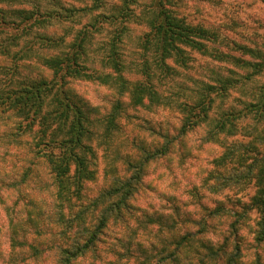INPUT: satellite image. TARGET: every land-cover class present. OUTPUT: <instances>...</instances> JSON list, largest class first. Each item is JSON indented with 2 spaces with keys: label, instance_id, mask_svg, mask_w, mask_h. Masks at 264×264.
Wrapping results in <instances>:
<instances>
[{
  "label": "trees",
  "instance_id": "1",
  "mask_svg": "<svg viewBox=\"0 0 264 264\" xmlns=\"http://www.w3.org/2000/svg\"><path fill=\"white\" fill-rule=\"evenodd\" d=\"M178 1L152 0L150 6L138 12L134 7L139 4L138 0H93L91 5L85 6H68L60 0H0V54L13 60L11 66L3 69L12 74L0 87V108L15 111L24 119L19 127L34 130V152L50 168L56 221L61 225L58 234L64 240L57 246V264H76L88 252L97 251V244L112 228L133 214V199L141 191L139 185L148 161L170 153L176 142L186 146L191 132L209 124L217 98L225 99L230 88L245 90L242 83L251 81L264 70V53L241 46L246 54L261 58V61L234 59L240 67H251L252 73L237 78L219 75L218 85L203 78L194 79L192 86L178 84L175 78L182 74L179 68L186 70L192 66L194 52L221 60L225 56L215 47V52L211 51L210 42L218 39L217 32L180 15L172 7ZM81 12L92 14V19L76 30L70 42L65 41V34L56 36L46 32L55 21H73ZM135 21L145 23L147 29L137 39L136 57L128 59L125 44L130 37L129 23ZM21 41L24 45L16 49ZM39 49H45L47 54H41ZM29 56L41 59L54 75L15 80L13 73L18 72V62ZM69 78L107 85L112 95L110 109L103 116H94L90 102L88 104L81 93H73L66 87ZM246 95L251 99L244 101V108L223 111L208 125L207 133L201 138L203 142L220 141L223 133L235 135L241 118L254 114L257 119L254 126L264 118V85L259 92L247 91ZM154 106L177 113L181 122L175 126L177 130L161 127L158 133L164 140L159 146L138 144L142 156L138 161H131L133 171L123 177L114 175L110 186L101 190L90 203L78 204L77 208L74 198L81 196L85 183L96 174L91 142L97 128H104L109 141L122 128L125 119L133 118L130 108ZM253 136L254 141L249 146L227 147L216 159L218 166L226 170L224 174L218 171L217 182L211 183L210 188L217 191L241 183L242 179L254 180L257 189L246 208L258 210L255 225H250L246 209L243 212L230 209L224 202L214 208L201 203L206 213L193 221L199 227L195 229L191 223L181 234L167 237L158 252L157 264L180 262L184 254L190 255L195 243L206 249L199 257L201 264H244L243 244L249 242L255 245L251 264H264V130ZM255 141L259 143L255 145ZM238 150L243 151L237 157L239 164L229 170L226 160L236 156ZM223 214H230L233 219L226 232L221 231L220 239H211L207 235L208 223ZM242 225L253 232L251 240L241 233ZM175 228L180 231L178 226Z\"/></svg>",
  "mask_w": 264,
  "mask_h": 264
},
{
  "label": "rangeland",
  "instance_id": "2",
  "mask_svg": "<svg viewBox=\"0 0 264 264\" xmlns=\"http://www.w3.org/2000/svg\"><path fill=\"white\" fill-rule=\"evenodd\" d=\"M64 5H91L93 0H60ZM119 2L120 0H109ZM152 0H138L136 11L151 5ZM2 4H0L1 6ZM192 23H202L216 31L218 39L210 42L211 51L217 49L224 53V58L216 59L212 55L194 52L195 60L189 69H180L178 84L192 86L194 79L203 78L207 82L220 84L216 79L221 76L237 78L245 73H252L251 67H240V61L261 58L246 54L241 46H248L264 53V0H179L172 6ZM92 14L77 13L75 20L57 22L46 32L67 36L70 42L77 29L83 27L92 18ZM130 32L125 44L128 59L136 57V42L147 29L145 23H129ZM44 31L45 29H41ZM24 45L21 41L20 48ZM47 54L45 49H39ZM49 52V51H48ZM254 57V58H253ZM12 59L0 54V87H3L12 73H5V67L12 64ZM14 79L23 77H52L54 73L37 56L23 58ZM233 70V71H232ZM66 87L73 93H81L86 102L94 107L93 115L103 116L111 107L112 95L107 85L86 79L69 78ZM171 83V81H170ZM176 84V85H178ZM245 90L230 88L225 99L217 98L211 110L209 124H213L223 111L244 108V101L251 98L246 92L257 93L264 85V70L253 76L251 81L242 83ZM176 88V87H174ZM0 108V264H57L58 245L63 237L56 221L54 185L50 168L33 149L34 130L19 124L24 122L13 110ZM133 118H127L109 141L104 135V128L98 127L96 137L91 142L95 177L85 183L81 196L74 198L78 204H88L99 192L113 183V176L130 174L131 161L141 159L142 152L138 144L146 142L150 146H159L163 140L158 131L161 127L177 130L180 125L177 113L162 107L129 109ZM132 119V120H131ZM254 114L241 118L235 135L220 134V141H202L209 124L197 128L186 138L185 145L178 144L165 156L151 159L144 171V178L139 185L140 192L133 199L134 212L111 233L97 244V251L88 252L76 261V264H157L158 252L163 241L175 234H181L195 220L201 219L206 210L201 203L214 208L219 202L226 203L230 209L247 210L250 225H255L259 213L256 208H246L256 192L254 180L232 184L214 191L211 183L217 182L215 176L222 166L216 159L221 157L227 147L249 146L254 134L264 130V118L256 124ZM253 133V134H251ZM187 143V144H186ZM259 141H255L257 145ZM182 145V146H181ZM187 149V150H186ZM191 150V151H190ZM185 153V154H184ZM226 160L229 170L238 166V155ZM247 160V162H250ZM240 169L241 166H240ZM27 170V174L25 171ZM26 175V176H25ZM209 179V185L206 180ZM243 181H246L243 182ZM209 187V188H208ZM239 200V202H238ZM75 211V208L73 209ZM233 219L229 215H220L208 223V236L220 239L221 231L226 232L228 223ZM178 226L180 231L175 228ZM222 232V233H223ZM241 233L251 240L253 232L249 227L241 226ZM245 239V241H246ZM244 264H251L254 259L255 245L244 243ZM190 255L184 254L175 264H201L199 257L205 248L199 243L191 246ZM200 250H204L202 253ZM262 251V249H259ZM264 250V247H263ZM263 252V251H262ZM174 264V263H171Z\"/></svg>",
  "mask_w": 264,
  "mask_h": 264
}]
</instances>
